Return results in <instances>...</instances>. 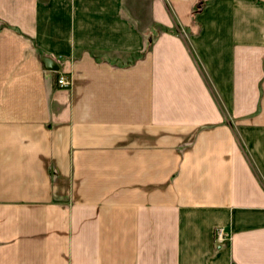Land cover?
<instances>
[{"label":"crops","instance_id":"0c3cea01","mask_svg":"<svg viewBox=\"0 0 264 264\" xmlns=\"http://www.w3.org/2000/svg\"><path fill=\"white\" fill-rule=\"evenodd\" d=\"M0 264H264V0H0Z\"/></svg>","mask_w":264,"mask_h":264},{"label":"built area","instance_id":"2783aa9c","mask_svg":"<svg viewBox=\"0 0 264 264\" xmlns=\"http://www.w3.org/2000/svg\"><path fill=\"white\" fill-rule=\"evenodd\" d=\"M72 84V79L66 74H60L57 78V86L61 88H68ZM230 238V232L224 227H218L214 230V243L219 245Z\"/></svg>","mask_w":264,"mask_h":264},{"label":"water","instance_id":"95a60500","mask_svg":"<svg viewBox=\"0 0 264 264\" xmlns=\"http://www.w3.org/2000/svg\"><path fill=\"white\" fill-rule=\"evenodd\" d=\"M43 62L45 64V66L49 69V70H54L57 71L59 70V64L56 63V61H54V59L50 58V57H45L43 59Z\"/></svg>","mask_w":264,"mask_h":264}]
</instances>
